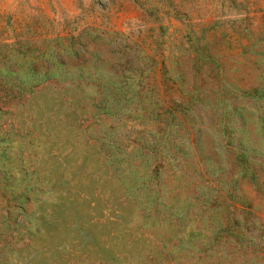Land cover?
<instances>
[{
  "label": "rangeland",
  "instance_id": "374dc122",
  "mask_svg": "<svg viewBox=\"0 0 264 264\" xmlns=\"http://www.w3.org/2000/svg\"><path fill=\"white\" fill-rule=\"evenodd\" d=\"M0 264H264V0H0Z\"/></svg>",
  "mask_w": 264,
  "mask_h": 264
}]
</instances>
